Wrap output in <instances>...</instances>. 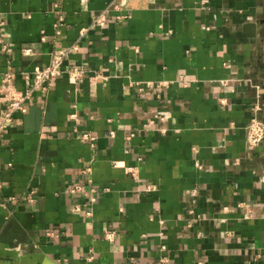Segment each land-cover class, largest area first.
I'll use <instances>...</instances> for the list:
<instances>
[{
  "label": "crops",
  "instance_id": "0c3cea01",
  "mask_svg": "<svg viewBox=\"0 0 264 264\" xmlns=\"http://www.w3.org/2000/svg\"><path fill=\"white\" fill-rule=\"evenodd\" d=\"M74 43L0 137V264H264V0H0V93Z\"/></svg>",
  "mask_w": 264,
  "mask_h": 264
},
{
  "label": "built area",
  "instance_id": "2783aa9c",
  "mask_svg": "<svg viewBox=\"0 0 264 264\" xmlns=\"http://www.w3.org/2000/svg\"><path fill=\"white\" fill-rule=\"evenodd\" d=\"M105 16L103 13H97L92 16L91 23L96 25H103ZM85 28L81 29L79 35L82 36L85 32ZM77 47L76 43L72 44L68 48L57 50L53 52L47 64L45 65H34L32 70L29 72H23L22 78L25 81L23 89H17L12 82L13 73L8 66V69L2 74L5 81V90L0 93V137L2 133L7 129L10 123L13 121L15 113H23L26 111V104L28 100L35 93L44 94L46 84L53 78L60 76L61 74L67 73L71 78L79 81L83 75L84 70L80 67H68L64 66L70 50H75ZM2 50H5V46H2ZM22 54L30 55V50L27 48L22 49ZM99 75H94V78ZM72 117V116H70ZM246 143L248 148L256 146L262 139L264 134V124L257 118H251L245 126ZM79 140L88 141L90 145L93 144L95 139L94 136L87 132L78 133L76 136ZM88 171L89 168H85ZM130 173H132L130 171ZM90 185V184H89ZM87 185V189L93 192L92 187ZM146 190H150L151 186L146 185ZM80 190L79 185L72 186L71 192ZM32 193V192H30ZM27 195V200H31V195ZM92 200V198H90ZM104 238L107 240L112 239V232L109 230L104 231ZM163 261V260H161Z\"/></svg>",
  "mask_w": 264,
  "mask_h": 264
}]
</instances>
